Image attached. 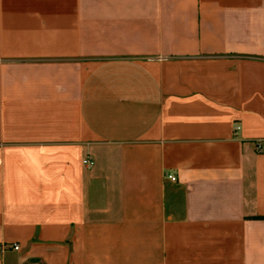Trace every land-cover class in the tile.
I'll list each match as a JSON object with an SVG mask.
<instances>
[{
	"label": "crops",
	"instance_id": "crops-1",
	"mask_svg": "<svg viewBox=\"0 0 264 264\" xmlns=\"http://www.w3.org/2000/svg\"><path fill=\"white\" fill-rule=\"evenodd\" d=\"M258 145L264 0H0V264H264Z\"/></svg>",
	"mask_w": 264,
	"mask_h": 264
},
{
	"label": "built area",
	"instance_id": "built-area-1",
	"mask_svg": "<svg viewBox=\"0 0 264 264\" xmlns=\"http://www.w3.org/2000/svg\"><path fill=\"white\" fill-rule=\"evenodd\" d=\"M238 130H239V128L238 127H235V131H238ZM256 150H257L258 153H263L264 152V145H258L256 147ZM82 164H83V166H85L87 168H90V167H92L93 162H92V160L90 158H86V159H84L82 161ZM165 178L167 180L171 181V182H175L176 181V179L173 176H171V175H165ZM5 248L6 247H1L0 248V252L3 251V250H5ZM10 248L13 251H18L19 250V247L17 245H12V246H10Z\"/></svg>",
	"mask_w": 264,
	"mask_h": 264
}]
</instances>
